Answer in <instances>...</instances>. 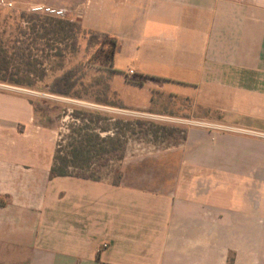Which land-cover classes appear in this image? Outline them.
I'll use <instances>...</instances> for the list:
<instances>
[{"label": "crops", "instance_id": "crops-1", "mask_svg": "<svg viewBox=\"0 0 264 264\" xmlns=\"http://www.w3.org/2000/svg\"><path fill=\"white\" fill-rule=\"evenodd\" d=\"M60 2L89 31L95 2L146 13V79L209 115L126 151L119 185L50 178L53 130L1 86L0 264H264V139L243 133L264 134V0Z\"/></svg>", "mask_w": 264, "mask_h": 264}, {"label": "rangeland", "instance_id": "rangeland-1", "mask_svg": "<svg viewBox=\"0 0 264 264\" xmlns=\"http://www.w3.org/2000/svg\"><path fill=\"white\" fill-rule=\"evenodd\" d=\"M60 1L0 0V52L11 58L6 77L23 82V85H18L0 80V85L19 89L30 99L38 123L53 130L55 151L59 146L62 156L70 158L72 149L86 140L84 146L90 150L83 152V158L88 157L89 162L79 160L77 165L83 164L95 176L111 180L118 172V162L115 159L110 161L101 173L97 172V162L103 151L110 149L109 143L115 138L117 126L126 127L123 129L126 132L125 152L142 153L152 148L171 147L175 137L182 138L188 128L201 125L200 120L209 115L207 109L176 98L181 90L175 83L146 79V52H143L146 49V13L128 15L126 8L115 3L95 2L85 11L93 28L116 41L117 52L112 66L109 60L110 38H100L88 47L87 36L80 33L78 49L73 53L68 49V39L57 41L50 36L29 45L27 54L33 71L26 74L23 65L17 62L15 52H19L18 48L31 37L33 25L22 20L20 15L31 14L28 9L32 5H43L62 10L63 16L58 19L82 22L81 10L66 8V4ZM53 18L57 17L40 14L35 30L44 32L43 29L54 25L51 23ZM81 27L89 31L86 25ZM111 69L116 71L113 76L110 75ZM70 70L82 78L81 85L77 87L78 97L64 98L50 93L53 79ZM4 75L0 71V77ZM107 84L109 91L104 92ZM120 101L125 109L117 107ZM73 112H79L82 118L74 117ZM84 114L100 115L102 120L96 125L86 120ZM149 124L165 130H159L155 137ZM100 127L107 128V132L102 133ZM69 165L70 171L74 172V164Z\"/></svg>", "mask_w": 264, "mask_h": 264}, {"label": "trees", "instance_id": "trees-1", "mask_svg": "<svg viewBox=\"0 0 264 264\" xmlns=\"http://www.w3.org/2000/svg\"><path fill=\"white\" fill-rule=\"evenodd\" d=\"M21 19L24 20L28 24H32V35L28 39V43H22V45L18 48L19 52H15L17 55V62L21 63L24 67V72L28 74L30 71H33V65L29 62L30 56L27 54V50L29 49V45L36 43L37 41L42 40L46 37H53L54 40H70L69 48L70 51L73 53L78 49V35L80 33H83V35L87 36V45L88 47H91L94 45L100 38H110L109 44L111 46V51L109 54V60L110 64L112 66V60L114 57L115 52L117 51V44L116 41L111 38L108 34L98 32V31H84L82 30L81 24L77 21H71V20H62L58 18L51 19V23H54V25H49L50 27L47 29H43L44 32H40V30H35L36 25L40 20V15L38 14H25L21 13ZM24 34L26 32H23ZM10 60L11 58H7L5 55V52H0V71L4 72V76L0 77L1 81L4 82H11L18 85H23V82H16L14 80H11L6 77V73L8 72V67H10ZM116 71L111 69V76ZM81 79L79 75L75 73L74 70L67 71L63 73L61 76H58L53 79L49 86L50 93L64 97V98H77L78 97V91L77 87L78 85H81ZM109 91L108 84L104 87V92ZM115 94V93H114ZM121 109H125V106L120 101L118 103V106ZM149 113H152L151 110ZM73 116L81 119V114L79 112H73ZM85 119L94 122L96 125H99L102 118L100 115H96L95 117L90 114H84ZM151 125V129L155 128L154 130H151V134L153 136H157L159 130L164 131L165 128L161 126H155L153 124ZM123 129H126L124 127ZM123 129L117 126L115 128V133L113 139H111V142L109 143L110 149L108 151H103V154L99 156L97 165H98V173H101L103 169H105L109 162L112 160H116L118 163H120L125 156V144H126V132H123ZM99 130L102 133L107 132V128H99ZM147 133V132H146ZM172 136V134H170ZM104 139V138H103ZM185 139V134L182 138H174V144H179L182 140ZM85 142L86 140H82V142L79 143L80 146L74 147L72 149L71 157L62 156L61 150L56 149L55 151V157L53 165L49 172L50 178H56V177H74L84 180H91V181H101L103 180L102 177L95 176L93 172H89L88 168H85V165H77V161L81 160L83 163H88L89 158H83V152L86 151V153L89 152L90 149L85 148ZM86 149V150H85ZM88 151V152H87ZM105 153V154H104ZM74 164V172L70 171V165ZM121 179V175L119 172H116V174L113 176L112 184L113 185H119Z\"/></svg>", "mask_w": 264, "mask_h": 264}, {"label": "built area", "instance_id": "built-area-1", "mask_svg": "<svg viewBox=\"0 0 264 264\" xmlns=\"http://www.w3.org/2000/svg\"><path fill=\"white\" fill-rule=\"evenodd\" d=\"M28 13L31 14H44V15H48V16H52V17H62L63 16V11L62 10H57L54 8H50V7H46L43 5H32L29 9H28ZM3 85H0V87ZM243 133L249 135V136H254V137H261L264 139V134H260L254 131H244Z\"/></svg>", "mask_w": 264, "mask_h": 264}]
</instances>
